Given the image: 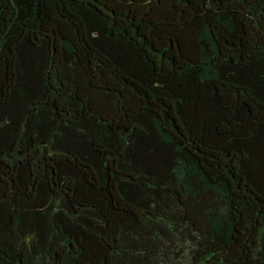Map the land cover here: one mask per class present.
<instances>
[{"label": "trees", "instance_id": "obj_1", "mask_svg": "<svg viewBox=\"0 0 264 264\" xmlns=\"http://www.w3.org/2000/svg\"><path fill=\"white\" fill-rule=\"evenodd\" d=\"M0 264H264V0H0Z\"/></svg>", "mask_w": 264, "mask_h": 264}]
</instances>
